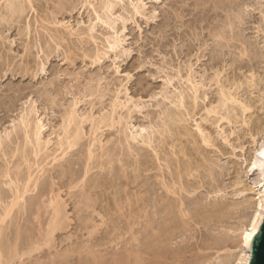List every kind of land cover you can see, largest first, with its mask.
Returning a JSON list of instances; mask_svg holds the SVG:
<instances>
[{"label":"rangeland","instance_id":"obj_1","mask_svg":"<svg viewBox=\"0 0 264 264\" xmlns=\"http://www.w3.org/2000/svg\"><path fill=\"white\" fill-rule=\"evenodd\" d=\"M28 1L12 0L26 7L21 17L10 13L11 0H0V215L13 200L11 179L22 187L32 174L37 184L25 194V210L16 207L12 221L0 225V243L6 254L19 238L20 251L31 238H43L52 195L61 197L66 230L54 234L50 247L25 256L26 263L11 264H113L135 248L154 261L167 253L171 258L161 264H236L240 229L258 200L246 166L264 137V0H30L32 8ZM108 1L113 7L103 9ZM223 94L233 100L226 106ZM212 108L218 111L207 113ZM26 116L42 128L44 149L36 151L24 134ZM65 127L69 135L77 127L83 132L72 149L59 146ZM148 138L152 145H144ZM170 202L177 212L166 217ZM178 208L188 209L190 219ZM181 218L189 224L180 226ZM151 219L155 230L178 224L166 250H146ZM132 223L141 239L135 247Z\"/></svg>","mask_w":264,"mask_h":264},{"label":"bare ground","instance_id":"obj_2","mask_svg":"<svg viewBox=\"0 0 264 264\" xmlns=\"http://www.w3.org/2000/svg\"><path fill=\"white\" fill-rule=\"evenodd\" d=\"M9 2V1H8ZM27 2V1H26ZM106 2V1H105ZM11 3V4H10ZM9 4V6L10 7H8L9 8V10L11 11L10 13L11 14H16V13H18L19 15H21V14H23V13H25L24 11L26 10L25 8H24V5H21L20 4V2H19V4H14V3H12V0H11V2H10ZM17 3H18V1H17ZM23 3V2H22ZM31 3H32V1H31ZM30 3V0L28 1V4L29 5H31V7L30 8H32V4ZM111 7H113V4L111 3V2H109L108 1V3H106L105 5H104V7H103V9H110ZM140 9V8H139ZM138 10V9H137ZM111 11V10H110ZM140 11V10H139ZM99 13V12H98ZM8 15V14H7ZM6 16V15H5ZM9 16V15H8ZM14 16V15H13ZM21 17H22V15H21ZM100 15L98 14V18L100 19ZM4 18V17H3ZM107 18V17H106ZM15 19V18H14ZM13 20V19H12ZM109 20H110V18H109ZM6 22V21H5ZM8 22V21H7ZM105 23H109L108 21H106ZM111 23V22H110ZM119 44V42H113V43H110V47L112 48V49H114L117 45ZM121 44V43H120ZM116 49V48H115ZM196 88V94L198 93V89H197V87H195ZM264 93V92H263ZM195 96V95H194ZM225 96V98H227L226 97V95L225 94H223V97ZM197 100V99H196ZM227 101H225V106H226V102H228L229 100H232V98L230 99V98H227L226 99ZM233 101V100H232ZM235 101V100H234ZM182 105V104H181ZM224 105V104H223ZM115 106V105H114ZM243 106V105H242ZM117 107V106H116ZM183 107V106H182ZM226 108V107H225ZM247 108V107H246ZM245 108V109H246ZM116 109V108H115ZM181 109V108H180ZM210 110V109H209ZM208 110V111H209ZM248 110V109H247ZM218 110H217V108L215 109V108H212V110H210L209 112H207V113H216ZM184 112V111H183ZM170 113V112H169ZM168 115V114H167ZM185 116V115H184ZM182 117V116H181ZM70 118V117H69ZM178 118V117H177ZM224 118V117H223ZM112 119V118H111ZM22 121V125H23V128H24V130H25V132H24V134L27 136V139H29L31 142H33L34 143V145L33 146H36V147H34V149L36 148V151H38V149L39 150H42V149H44V148H42V146H43V144L44 143H46V142H44L43 144H42V142H43V140H41L42 138H41V127H34L33 128V126H32V124H31V121L28 119V117L26 116L25 118L23 117L22 119H21ZM71 123L72 122H76L75 120H76V118L74 117V116H71ZM69 120V121H70ZM104 120V119H103ZM180 120V119H179ZM178 120V121H179ZM111 122H115V121H113V120H111ZM39 123V122H38ZM77 123V122H76ZM116 123V122H115ZM120 123V122H119ZM164 123V122H163ZM171 123V122H170ZM177 123V122H176ZM178 123H180V122H178ZM35 124V123H34ZM69 124V123H68ZM74 124V123H73ZM105 124H107V123H105ZM108 125V124H107ZM113 125V124H112ZM172 126V125H171ZM112 127V126H111ZM165 127H166V125H165ZM182 127V126H181ZM199 127V126H198ZM20 128V127H19ZM41 128V129H40ZM68 128V127H67ZM66 127H65V139H63V140H67L66 141V144L65 143H63V140H62V142L61 143H59L60 145V149L61 148H64L65 147V149L64 150H67V149H72L74 146H77V143L78 142H80L81 140H80V138H81V133H83V132H80L81 130H79V129H81V128H79V127H77L78 128V131H74L73 130V132H75L74 134L72 133L71 135H69L70 134V132L68 131V129H67ZM166 129H168V128H166ZM64 130V129H63ZM120 130V129H119ZM198 130H200L199 128H198ZM83 131V130H82ZM166 131V130H165ZM170 131V130H169ZM203 131V130H202ZM125 132V131H124ZM163 132H164V130H163ZM181 132V131H180ZM183 132V131H182ZM185 132V131H184ZM201 132V131H200ZM126 133V132H125ZM134 134V133H133ZM182 134V133H181ZM187 134H189V133H187ZM81 135V136H80ZM177 135V134H176ZM206 135V134H205ZM150 136V135H149ZM182 136V135H181ZM188 137V136H187ZM190 137H191V135H190ZM26 138V137H25ZM125 138V137H124ZM126 138H127V140H128V138H129V136L128 135H126ZM131 138L133 139V140H136V137L134 138V136H131ZM183 138V137H182ZM193 138V137H192ZM82 139V138H81ZM148 139H150V138H148ZM194 139V138H193ZM254 139V138H253ZM27 141V142H29L30 143V141ZM78 140H80V141H78ZM127 140H125L126 142H127ZM173 140V139H172ZM182 140V139H181ZM194 140H196V139H194ZM254 140H256V139H254ZM42 141V142H41ZM145 141L146 142H148L149 144H151V139L149 140V141H147L146 139L143 141L144 142V145H145ZM203 141L205 142V143H209L210 141H208V139L206 138V137H203ZM36 142V143H35ZM121 142V141H120ZM125 142V143H126ZM199 142V141H198ZM198 142H196L195 141V143H198ZM32 143V144H33ZM48 143L49 142H47V144L45 145V146H47L48 145ZM129 143V142H128ZM136 143V142H135ZM1 144H2V142H1ZM31 144V143H30ZM148 144V145H149ZM185 144V143H184ZM9 145V144H8ZM7 145V146H8ZM121 145V144H120ZM126 145H127V143H126ZM125 145V146H126ZM143 145V144H142ZM152 145V144H151ZM150 145V146H151ZM189 145V144H188ZM44 146V147H45ZM154 146V145H153ZM190 146V145H189ZM196 146H197V144H196ZM2 147V146H1ZM211 147V146H210ZM42 148V149H41ZM131 148V147H130ZM179 148V147H178ZM31 149H33V148H31ZM180 149H181V147H180ZM196 149V148H195ZM256 149V151H254V155H253V157H251V160H250V162L248 163V166H246L247 168H248V170L246 171L247 173H246V175H248L250 178H251V180L253 181V186H254V188H255V190H257L256 191V193H257V195H258V200H257V202L255 203L256 204V209H254V213L252 214V217H250V220H249V223H248V225H245L242 229H240L241 230V238H242V240H241V245H240V253L238 254V257L236 258V264H250V262H251V259H252V257H253V243H254V240H255V237L257 236V234L260 232V229H261V227H262V225H263V223H264V170H262L261 168H260V165L261 164H264V156H262L261 155V153H264V137H263V139L258 143V146H257V148H255ZM24 150V149H23ZM91 150V149H90ZM120 150V149H119ZM128 150V149H127ZM193 150V149H192ZM32 151V150H31ZM36 151H34V152H36ZM89 151V150H88ZM154 151V150H153ZM181 151V150H180ZM185 151V150H184ZM194 151V150H193ZM199 151V150H198ZM28 152V151H27ZM42 152V151H41ZM41 152H37V154H35V155H38L39 156V153H41ZM125 152V151H124ZM135 152V151H134ZM177 152V151H176ZM22 153V152H21ZM25 153H26V151H25ZM92 153V152H91ZM106 153V152H105ZM181 153H182V151H181ZM188 154V153H187ZM64 155V154H63ZM90 155V154H89ZM119 155V154H118ZM183 155H186L185 153H183ZM55 156V155H54ZM57 156V155H56ZM59 156V155H58ZM93 155H91V157H92ZM96 156V155H95ZM100 156V155H99ZM135 156V155H134ZM204 156V155H203ZM26 157V156H25ZM64 156H62V158H63ZM91 157H90V159H91ZM110 157H113V156H110ZM139 157V156H138ZM186 157V156H185ZM28 158V157H27ZM89 158V157H88ZM93 158V157H92ZM109 158V157H108ZM137 158V157H136ZM160 158V157H159ZM189 158V157H188ZM56 160H57V158H55ZM58 160H60L59 158H58ZM160 160V159H159ZM166 160V159H165ZM183 160V159H182ZM192 160V159H191ZM26 161H27V159H26ZM108 161V160H107ZM111 161V160H110ZM116 161V160H115ZM119 161V160H118ZM190 161V160H189ZM248 161V160H247ZM54 162V161H53ZM56 162V161H55ZM88 162V161H87ZM124 162V161H123ZM141 162V161H140ZM168 162V161H167ZM170 162V161H169ZM180 162V161H179ZM192 162V161H191ZM190 162V163H191ZM135 163V162H134ZM137 163V162H136ZM119 164V163H118ZM128 164V163H127ZM141 164H142V162H141ZM169 164V163H168ZM175 164V163H174ZM185 164V163H184ZM256 165V167L255 168H253V165ZM48 165V164H47ZM63 165V164H62ZM97 165V164H96ZM105 165V164H104ZM133 165V164H132ZM161 165V164H160ZM19 166V165H18ZM17 166V167H18ZM100 166V165H99ZM181 166V165H180ZM187 166V165H186ZM190 166V165H189ZM191 166H193V165H191ZM190 166V168H189V170L192 168ZM102 167V166H101ZM105 167V166H104ZM112 167H113V165H112ZM129 167V166H128ZM169 167V166H168ZM176 167V166H175ZM185 167V166H184ZM196 167V166H195ZM29 168V167H28ZM60 168V167H59ZM65 168V167H64ZM86 168V167H85ZM177 168V167H176ZM203 168V167H202ZM114 169V168H113ZM124 169V168H123ZM126 169V168H125ZM132 169V168H131ZM137 169V168H136ZM167 169V168H166ZM169 169V168H168ZM179 169V168H178ZM186 169H187V167H186ZM109 170V169H108ZM159 170V169H158ZM174 170V169H173ZM184 170V169H183ZM193 169H191L187 174H189L191 171H192ZM90 170H87L86 171V175H88L87 173L89 172ZM104 171V170H103ZM122 171V170H121ZM131 170H129V172H130ZM135 171V170H134ZM140 171V170H139ZM187 171V170H186ZM9 172V173H8ZM16 172H17V170H16ZM128 172V173H129ZM136 172V171H135ZM160 172V171H159ZM199 172V171H198ZM11 173L12 172H10V171H8L7 170V172H6V176H9V174L11 175ZM70 173H72V172H70ZM127 173V174H128ZM176 173H177V171H176ZM182 173L183 172H181V175H182ZM15 174V173H14ZM17 174V173H16ZM15 174V175H16ZM63 174V173H62ZM65 174V173H64ZM174 174H175V171H174ZM178 174V173H177ZM186 174V173H185ZM5 175V174H4ZM103 175V174H102ZM123 175H125V173L123 174ZM180 175V174H179ZM190 175V174H189ZM29 177H28V179H27V181H26V183L25 184H23V186L22 187H19V184L20 183H18L19 182V180H14L13 181V179H11V177H10V179H11V181H10V183H11V187H12V189L14 188L13 186H15V188L12 190V192H13V200L11 201V203L10 204H6L5 206V208H4V213L2 214V215H0V225L2 226L6 221H8L7 219L9 218L10 219V217H12V212L14 211V209L16 208V207H18V209H19V211L21 210V209H24L25 210V208H24V203L22 202V201H24V197H25V194L26 193H28L29 192V190H30V184H33V182L35 181V178L33 179V176H32V174H29L28 175ZM65 176V175H64ZM122 176V175H121ZM133 176V175H132ZM135 176V175H134ZM143 176V175H142ZM169 176H170V174H169ZM183 176V175H182ZM196 176V175H195ZM210 176H212V175H210ZM67 177V176H66ZM73 177V176H72ZM75 177V176H74ZM175 177V176H174ZM187 177V176H186ZM15 178H18L17 176L15 177ZM38 178V177H37ZM77 179H78V177H76ZM76 178H75V181H76ZM135 178V177H134ZM176 178H177V176H176ZM179 178V177H178ZM177 178V179H178ZM9 179V178H8ZM9 179V180H10ZM20 179V178H19ZM79 179H80V176H79ZM97 179V178H96ZM127 179V178H126ZM160 179H162V178H160ZM165 179V178H164ZM177 179H175V180H177ZM180 179H182L181 177L178 179L179 180V184H180V187L177 185L176 187L178 188H180V191L182 190H184V187L182 186V182H181V180ZM184 179V178H183ZM34 180V181H33ZM37 180V179H36ZM105 180V179H104ZM18 181V182H17ZM81 181H84V180H81ZM113 181H114V179H113ZM118 181V180H117ZM134 181V180H133ZM174 181V180H173ZM187 181V180H186ZM241 181V180H240ZM78 182V181H77ZM122 182V181H121ZM157 182H158V180H157ZM161 182V181H160ZM169 182V181H168ZM184 182V181H183ZM192 182V181H191ZM81 183V182H80ZM79 183V184H80ZM83 183V182H82ZM107 183H108V181H107ZM116 183V182H115ZM114 183V184H115ZM128 183V182H127ZM185 183V182H184ZM36 181H35V187H36ZM133 184V183H132ZM162 184V183H161ZM169 184V183H168ZM176 184V183H175ZM175 184H174V186H175ZM178 184V183H177ZM189 184V183H188ZM187 184V185H188ZM13 185V186H12ZM70 185H72V183L70 184ZM76 185V184H75ZM108 185V184H107ZM165 185V184H164ZM21 186V185H20ZM155 186V185H154ZM166 186V185H165ZM165 186H162V187H165ZM170 186V185H169ZM168 186V187H169ZM173 186V188H175ZM185 186V185H184ZM189 186H191V185H189ZM32 187V186H31ZM72 187V186H71ZM75 187V186H74ZM73 187V188H74ZM83 187V186H82ZM107 187V186H106ZM123 187V186H122ZM149 187V186H148ZM167 187V188H168ZM171 187V186H170ZM196 187V186H195ZM194 187V188H195ZM38 188V187H37ZM96 188V187H95ZM111 188V187H110ZM109 188V189H110ZM152 188V187H151ZM166 188V189H167ZM178 188V189H179ZM32 189V188H31ZM34 189V188H33ZM71 189V188H70ZM83 189V188H82ZM125 189H126V187H125ZM154 189V188H153ZM176 189V188H175ZM187 189V188H186ZM192 189V188H191ZM252 189V188H251ZM85 190V189H84ZM84 190H83V192H84ZM147 190V189H146ZM145 190V191H146ZM155 190H157V189H155ZM254 190V189H253ZM254 190V191H255ZM33 191V190H32ZM78 191V190H77ZM106 191V190H105ZM109 191V190H108ZM163 191V190H162ZM169 191H172V192H174V194H178V192H176V190H171V189H169ZM189 190H187V192H188ZM46 192V191H45ZM183 192H185V191H183ZM196 192V191H195ZM112 193V192H111ZM165 193V192H164ZM180 193V192H179ZM194 193V192H193ZM54 194V193H53ZM127 194V193H126ZM153 194H154V192H153ZM167 194H169L168 192H167ZM171 194H173V193H171ZM183 194V193H182ZM215 194V193H214ZM2 195V194H1ZM58 195V194H57ZM83 195H85V193L83 194ZM100 195V194H99ZM109 195V194H108ZM115 195V194H114ZM128 195V194H127ZM144 195V194H143ZM186 195H187V193H186ZM189 196H190V194H188ZM90 196V195H89ZM117 196V195H116ZM155 196V195H154ZM159 196V195H158ZM161 196V195H160ZM164 196V195H163ZM169 196V195H168ZM172 196V195H171ZM170 196V197H171ZM175 197H176V195H174ZM179 196V195H178ZM192 196V195H191ZM217 196V195H216ZM2 197V196H1ZM83 197V196H82ZM162 197V196H161ZM175 197H173V198H175ZM183 197V196H182ZM55 198V197H54ZM53 198V195H52V199L50 200V207H52V209H53V213H52V217H51V222H50V224L48 225L49 227H48V230L46 231V233L45 234H43V238H40V239H38V238H35V239H37V240H35V241H32L33 239L31 238V241H30V243L29 244H27L28 246H26L27 247V250H25V251H20V249H18V240L19 239H21V238H19L18 240H17V244H15V245H13V246H11V247H8L7 248V253L5 254V252H4V250L6 249V247H5V249H2L3 248V245L5 246L6 244H3V243H0V264H11L13 261H15V260H18V259H20V261H21V259L24 261V257L25 256H31V255H33V253H35V252H37V251H39L43 246H49L50 244H52V242H54L53 241V238H54V234L56 233V232H58L59 230H62L63 231V229L65 228V225H63L64 223H65V217H64V219L62 220V218H63V215H65L64 214V210H63V204H62V206L60 205V201H59V199H58V201H57V198H61L60 196L59 197H57L56 199H54ZM115 198V197H114ZM143 198V197H142ZM145 198V197H144ZM143 198V199H144ZM151 198V197H150ZM163 198V197H162ZM164 198H165V196H164ZM168 198V197H167ZM179 198V197H178ZM177 198V199H178ZM81 199H84V198H81ZM87 199V198H86ZM92 199V198H91ZM97 199V198H96ZM95 199V200H96ZM117 199H118V197H117ZM129 199V198H128ZM158 199H159V197H158ZM161 199V198H160ZM176 199V200H177ZM196 199V198H195ZM2 200V199H1ZM62 200V199H61ZM119 200V199H118ZM133 200V199H132ZM131 199H129L128 201H132ZM140 200H141V198H140ZM148 200V199H147ZM163 200V199H162ZM164 200H166V199H164ZM169 200H170V198L168 199V201L166 202L167 204H168V202H169ZM184 200H185V198H184ZM188 200V199H187ZM89 201V200H88ZM92 201V200H91ZM136 201H137V199H136ZM139 201V200H138ZM152 201V200H151ZM174 201V200H173ZM181 201V200H180ZM189 201V200H188ZM256 201V200H255ZM26 202V201H25ZM58 202H59V204H58ZM163 202V201H162ZM175 202V201H174ZM177 202V201H176ZM183 202V201H182ZM186 202V201H185ZM184 202V203H185ZM132 203H133V201H132ZM148 203V202H147ZM150 203V202H149ZM165 203V202H164ZM188 203V202H187ZM196 203V202H195ZM242 203V202H241ZM83 204H85V203H83ZM82 204V205H83ZM119 204H121V202H119ZM128 204V203H127ZM131 204V203H130ZM133 204H135V203H133ZM157 204H159V203H157ZM166 204V206L168 207V205ZM175 204V203H174ZM178 204V203H177ZM189 205H190V202L188 203ZM222 204V203H221ZM228 204V203H227ZM91 205V204H90ZM90 205H87L88 207H89V209H90ZM115 205H116V203H115ZM145 205V204H144ZM143 205V206H144ZM172 205V202H170V205H169V209H168V211L166 212V217H168V216H170L172 213H174L176 210H174V208L173 207H175V206H173V207H170ZM185 205V204H184ZM188 205V206H189ZM216 205H218L219 206V208H217L216 206V208L221 212V207L223 206V204L221 205V207H220V204H216ZM241 205V204H240ZM117 206H118V204H117ZM122 206V205H121ZM128 206V205H127ZM131 206H132V204H131ZM136 206V205H135ZM140 206H142V205H140ZM153 206V205H152ZM155 206H156V204H155ZM154 206V207H155ZM160 206V205H159ZM161 206H163L164 207V205H161ZM160 206V207H161ZM180 206H182L183 207V205H180ZM185 206H187V205H185ZM198 206H200V205H198ZM182 207H180V209L182 208ZM192 207V206H191ZM207 207V206H206ZM215 207H213V208H215ZM235 207H238V205L237 206H235ZM103 208V207H102ZM105 208V207H104ZM109 208V207H108ZM123 208V207H122ZM130 208V207H129ZM149 208V207H148ZM147 208V209H148ZM173 208V212L170 210V209H172ZM189 208V207H188ZM195 208V207H194ZM213 208H211V209H213ZM232 208V207H231ZM243 208V207H242ZM121 209V208H120ZM146 209V210H147ZM150 209V208H149ZM163 209V208H162ZM161 209V210H162ZM165 209V208H164ZM166 209V210H167ZM179 209V208H178ZM179 209V210H180ZM203 209V208H202ZM211 209H209L210 211H211ZM221 209V210H220ZM93 210V209H92ZM122 210V209H121ZM131 210V209H130ZM155 210H156V208H155ZM160 210V211H161ZM187 210V211H186ZM186 210H180L181 212H180V214H182V215H180L181 217H188L189 215H188V213H190V211H188V209H186ZM206 210H208V209H206ZM216 210V209H215ZM215 210H213L214 212H215ZM94 211V210H93ZM123 211V210H122ZM127 211V210H126ZM150 211V210H149ZM187 213H186V212ZM210 211H208V212H210ZM218 211V212H219ZM227 211V210H226ZM96 212V211H95ZM125 212V211H124ZM131 212H133V211H131ZM136 212V211H135ZM155 212V211H154ZM164 212V211H163ZM177 212V211H176ZM175 212V213H176ZM205 212V211H204ZM207 212V213H208ZM217 212V211H216ZM223 212V211H222ZM23 213V212H22ZM130 213V212H129ZM134 213V212H133ZM141 213V212H140ZM160 213V212H159ZM197 213V212H196ZM108 214V213H107ZM121 214H123L122 212H121ZM131 214V213H130ZM139 214V213H138ZM149 214V213H148ZM154 214V213H153ZM155 214H156V212H155ZM158 214V213H157ZM162 214H164V213H162ZM191 214V213H190ZM204 214V213H203ZM210 214V213H209ZM211 214H212V211H211ZM215 213H213V215H214ZM221 214V213H220ZM100 215V214H99ZM120 215V214H119ZM133 215V214H132ZM131 215V216H132ZM175 214H173V218L175 217L174 216ZM196 215V214H195ZM208 215V214H207ZM226 215V214H225ZM241 215V214H240ZM122 216V215H121ZM125 215H123V217H124ZM126 216H128V215H126ZM135 216V215H134ZM136 216H138L137 214H136ZM144 216V215H143ZM148 216V215H147ZM147 216H146V218H147ZM153 216V215H152ZM157 216V215H156ZM178 216V215H177ZM192 216V215H191ZM205 216V215H204ZM216 216H217V213H216ZM221 216H222V214H221ZM67 217V216H66ZM89 217V216H88ZM111 217V216H110ZM129 217H130V215H129ZM138 217H140V219H141V216H138ZM151 217V216H150ZM159 217H160V215H159ZM166 217H162V218H164V221H165V219H167ZM186 217V218H187ZM190 217V216H189ZM188 217V218H189ZM196 217V216H195ZM210 217V216H209ZM212 217V216H211ZM220 217V216H219ZM222 217H224V215L222 216ZM221 217V218H222ZM241 217V216H240ZM101 218H102V216H101ZM118 218H119V216H118ZM132 218V217H131ZM187 218V219H188ZM193 218V217H192ZM208 218V217H207ZM89 219V218H88ZM127 219V218H126ZM125 219V220H126ZM136 220H137V218H135ZM134 219V220H135ZM139 219V218H138ZM143 219V218H142ZM141 219V220H142ZM177 219H179L178 217H177ZM182 219V218H181ZM190 219V218H189ZM196 219V218H195ZM205 219V218H204ZM210 219V218H209ZM11 220V219H10ZM14 220V219H13ZM114 220V219H113ZM119 220V219H118ZM169 220H171L170 218H169ZM168 220V221H169ZM183 220V224H180V226L181 225H183L184 227L186 226V223H188L189 224V222H187L185 219H182ZM207 220V219H206ZM205 220V221H206ZM215 220V219H214ZM12 221V220H11ZM115 221V220H114ZM150 220H148V222H149ZM151 221H152V219H151ZM162 221V220H161ZM179 221V220H178ZM178 221H177V223H178ZM191 221V220H190ZM208 221V220H207ZM210 221V220H209ZM218 221H221V220H218ZM113 222V221H112ZM146 222L147 221H145V224H146ZM155 222V221H154ZM159 222V221H158ZM172 222L173 221H171V224H172ZM180 223H181V221H179ZM214 222V221H213ZM217 222V221H216ZM68 223V222H67ZM162 222H160V224H161ZM164 223V222H163ZM174 224L173 225H171V224H169V223H167V224H164V225H166V226H161L160 227V229L158 230V228H157V230H155L156 229V227H154L153 226V221L151 222V224H147V226H149V228H150V232L151 231H153L152 233H154L153 234V236H150V238H147L148 240L149 239H151L152 238V240H150V241H152L151 243H150V245H147V244H149L148 242H147V251H148V248H149V246H151V248H149V253L150 252H152L154 249H164V247H165V249L164 250H166V247L170 244V242H172V244H173V233H171V232H173L175 229H177L176 228V226L178 225H176L175 223L176 222H173ZM210 223V222H209ZM133 224V223H132ZM139 224H140V222H139ZM142 224H143V221H142ZM159 224V223H158ZM160 224L158 225V227L160 226ZM195 224V223H194ZM253 224H255V226H256V231H253ZM7 225V224H6ZM5 225V226H6ZM118 225V224H117ZM121 225V224H120ZM130 225V224H129ZM136 225V224H135ZM134 224L133 225H131L129 228L131 229V232L130 233H133V232H136V231H133V227L135 226ZM174 225H176V226H174ZM67 226V225H66ZM85 226V225H84ZM105 226V225H104ZM114 226V225H113ZM142 226V225H141ZM146 226V227H147ZM155 226H156V224H155ZM174 226V227H173ZM179 226V227H180ZM188 226V225H187ZM194 226V225H193ZM222 226V225H221ZM118 227V226H117ZM136 227V226H135ZM166 227V228H165ZM178 227V226H177ZM206 227V226H205ZM1 228L2 227H0V237H2L1 235H3V233H2V231L3 230H1ZM20 228V227H19ZM18 228V229H19ZM63 228V229H62ZM108 228V227H107ZM116 228V227H115ZM124 228V227H123ZM126 228V227H125ZM145 228V227H144ZM155 228V229H154ZM182 228V227H181ZM191 228V227H190ZM189 228V229H190ZM129 229V230H130ZM162 229H164V230H162ZM168 229V230H167ZM174 229V230H173ZM189 229H188V231H189ZM192 229V228H191ZM64 230H66V229H64ZM88 230V229H87ZM128 230V229H127ZM177 230H179V228L177 229ZM183 230H185V229H183ZM61 231V232H62ZM111 231V230H110ZM144 231H146V229L144 230ZM19 232V231H18ZM42 232V231H41ZM117 232V231H116ZM124 232V231H123ZM147 232V231H146ZM145 232V234H147ZM179 232V231H178ZM180 232H182V230L180 231ZM185 232V231H184ZM4 233H5V231H4ZM30 233V232H29ZM28 233V234H29ZM40 233V232H39ZM43 233V232H42ZM93 233V232H92ZM127 233V232H126ZM141 233V232H140ZM152 233H151V235H152ZM175 233V232H174ZM21 234V233H20ZM89 234V233H88ZM118 234V233H117ZM148 234H149V232H148ZM148 234H147V237H148ZM7 235V234H6ZM19 235V234H18ZM23 235V232H22V234H21V236ZM32 235H34V234H32ZM31 235V236H32ZM39 235V234H38ZM132 235V234H131ZM150 235V234H149ZM175 235H176V233H175ZM139 235H135L134 233H133V235H132V245L133 244H135L136 242H138V241H140L141 239L138 237ZM3 237H4V235H3ZM9 237V236H8ZM38 237H40V236H38ZM143 237V236H142ZM178 237H180V235L178 236ZM184 237H185V235H184ZM227 237V236H226ZM245 237H249V240H248V247H245ZM6 238V237H5ZM15 238V237H14ZM29 238V239H30ZM129 238V237H128ZM144 238H145V236H144ZM175 238H176V236H175ZM174 238V239H175ZM190 238H192V237H190ZM3 239V238H2ZM10 239V238H9ZM117 239V238H116ZM124 239V238H123ZM130 239H131V237H130ZM140 239V240H139ZM22 240H23V238H22ZM113 240V239H112ZM21 241V240H20ZM130 241V240H129ZM144 241V240H143ZM4 242V241H3ZM24 242V241H23ZM141 242V241H140ZM175 242H177V241H175ZM4 243H6V242H4ZM10 243V242H9ZM20 243V242H19ZM25 244H26V242H24ZM121 243V242H120ZM131 243V242H130ZM129 243V244H130ZM143 244H145V243H143ZM171 244V245H172ZM181 244V243H180ZM1 245H2V247H1ZM139 245H141L140 243H139ZM94 246H95V244H94ZM134 246V245H133ZM132 246V247H133ZM217 246V245H216ZM24 247V246H23ZM50 247V246H49ZM135 247V246H134ZM146 247H144V248H146ZM171 247V246H170ZM180 247H181V245H180ZM44 248V247H43ZM129 248V247H128ZM140 248V247H139ZM175 248V247H174ZM178 248V247H177ZM143 249V248H142ZM173 249V246H172V248H171V250ZM95 250V249H94ZM152 250V251H151ZM167 250H168V253L171 251H169V249L167 248ZM175 250V249H174ZM185 250V249H184ZM187 250V249H186ZM130 251V250H129ZM143 251V252H142ZM139 250V249H134L133 251H131V252H129L128 253V256H127V253H126V255H124V256H127L126 257V259H125V257L124 256H121V257H124V259L122 258V259H113L114 260V263L113 264H161L160 262H164V258H166V260H167V258H169L170 256H167L168 254L166 253L164 256H163V254L164 253H160L161 255H154L153 257H154V259H155V261L153 260V259H148V257L150 258V256L152 257V254H150V256L149 255H147L148 253H146V251L145 250ZM145 251V252H144ZM176 252H177V249L175 250ZM160 252H162V251H160ZM172 252V251H171ZM171 252H170V254H171ZM179 252H181V250L179 251ZM144 253H146V255L145 256H147V258L144 256ZM153 253V252H152ZM154 253H155V251H154ZM156 253H158V252H156ZM67 254V253H66ZM117 254V253H116ZM169 254V255H170ZM178 254V253H177ZM184 254V253H183ZM36 255V254H35ZM123 255V254H122ZM174 255H176V254H174ZM180 255H181V253H180ZM68 256V255H67ZM119 256V255H118ZM166 256V257H165ZM36 257V256H35ZM35 257H34V259H35ZM174 257V256H173ZM29 258V257H28ZM32 258V257H31ZM62 258V257H61ZM171 258V257H170ZM177 258V257H176ZM27 259V258H26ZM33 259V258H32ZM33 259V260H34ZM99 259V258H98ZM161 259H163L162 261H160ZM174 259V258H173ZM36 260V259H35ZM54 260V259H53ZM183 260V259H182ZM27 261H29V260H27ZM26 261V262H27ZM99 262H101V260H98ZM98 261H96L97 262V264L99 263ZM105 261V260H104ZM108 261V260H107ZM172 261V260H171ZM171 261L169 262L168 261V263H170V264H172L171 263ZM177 261H179V259L178 260H176V262ZM25 262V261H24ZM23 262V263H24ZM25 262V263H26ZM36 262V261H35ZM96 262H95V264H96ZM162 262V263H163ZM166 262V261H165ZM174 262H175V260H174ZM39 263V262H38ZM53 263H54V261H53ZM178 263V262H177ZM205 263V261L203 262V264ZM21 264V263H20ZM40 264V263H39ZM61 264V263H60ZM63 264V263H62ZM102 264V263H101ZM164 264H166V263H164ZM174 264V263H173Z\"/></svg>","mask_w":264,"mask_h":264},{"label":"water","instance_id":"obj_3","mask_svg":"<svg viewBox=\"0 0 264 264\" xmlns=\"http://www.w3.org/2000/svg\"><path fill=\"white\" fill-rule=\"evenodd\" d=\"M250 264H264V223L253 243V257Z\"/></svg>","mask_w":264,"mask_h":264},{"label":"snow or ice","instance_id":"obj_4","mask_svg":"<svg viewBox=\"0 0 264 264\" xmlns=\"http://www.w3.org/2000/svg\"><path fill=\"white\" fill-rule=\"evenodd\" d=\"M261 155L264 156V153H261ZM255 167H256V165L254 164V165H253V168H255ZM260 168H261L262 170H264V164H261V165H260ZM253 231H256V226H255V224H253ZM248 240H249V237H245V247H248Z\"/></svg>","mask_w":264,"mask_h":264}]
</instances>
